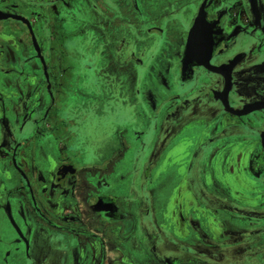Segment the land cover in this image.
I'll use <instances>...</instances> for the list:
<instances>
[{"label": "flooded vegetation", "instance_id": "af4514ba", "mask_svg": "<svg viewBox=\"0 0 264 264\" xmlns=\"http://www.w3.org/2000/svg\"><path fill=\"white\" fill-rule=\"evenodd\" d=\"M25 1L0 0V10L31 23L0 19L21 28L0 31V219L12 222L29 264H135L151 255L155 264H231L217 254L246 238L245 264H264V0ZM159 10L167 26L151 17ZM200 11L217 44L188 74ZM102 53L128 72L141 128L90 151L79 132L80 77L106 64ZM246 106L257 107L237 114ZM12 173L9 196L1 187ZM100 199L111 208L97 210ZM158 231L185 254L164 260Z\"/></svg>", "mask_w": 264, "mask_h": 264}, {"label": "rangeland", "instance_id": "374dc122", "mask_svg": "<svg viewBox=\"0 0 264 264\" xmlns=\"http://www.w3.org/2000/svg\"><path fill=\"white\" fill-rule=\"evenodd\" d=\"M8 1H20L26 4L25 0ZM27 7V13H29L31 17H34V5L29 4ZM77 13L80 14L78 17H82L84 15L82 8L79 9ZM165 13L166 11L162 10H159L158 12H152L151 17L153 20H159V23H163L165 26H167L168 23L160 20L164 18L162 15ZM180 15L183 16V13H180ZM177 24L180 26V20ZM19 29L21 28H18L17 24L15 23H10L8 27L0 26V31L4 30L11 33ZM91 57H93L94 60L96 58L94 54L91 55ZM69 61H71V59ZM99 61H103L106 64H97L96 69V65L93 66L94 69L91 70V74L87 70L84 71L85 75L81 74L80 77V83H83L82 85H84L81 88V92L85 95L84 100L86 104L81 107V109H85L83 113H79V115L85 116L84 125L79 128V132L88 142L86 146L89 150V147H94L100 150L109 149L110 145L112 144L111 142L113 139H115L116 133L120 130L122 132H127L128 130L134 131L141 128L139 122L140 119L138 116L139 112H135L136 109L134 107V102L131 100L132 97L130 92L132 89L129 88L130 84L128 82V72L125 70L115 69L114 65L109 66V58L106 53H102L100 55ZM106 65L109 66L106 68L108 71H103L100 75V70L103 69L101 67ZM72 74L73 73L70 71H67V73L63 75V78L67 77V75L72 76ZM64 85L67 86V84ZM68 109L70 111L71 107ZM168 141L169 138L163 145H165ZM100 153L98 154L100 155ZM122 174V171L117 172L116 176L114 177L115 182H120L118 179L121 178ZM209 178H211V176L208 171L205 179L210 180ZM190 179L193 180L192 177ZM164 180H166L165 175L161 177L160 182H163ZM146 222L148 224L150 223L148 220H146ZM2 225L3 223L0 222V227H2ZM156 235H161L162 237V239H159L158 243L155 242L154 245L156 246L155 248L158 250L159 255L164 256V260L169 261V259L182 257V254H185L183 249H180L173 240L171 241L168 237H165V233L158 231ZM169 242H171L173 245H170ZM252 242L253 241L251 239L246 238L244 240L241 239L237 243L232 242L227 244V246L221 249V252L217 254V259L222 258V260L230 262L231 264H245L247 261H249V259L246 257V250L251 246ZM137 260L138 262L135 264H146L148 261L151 262V259L148 257H145V260L140 258H137Z\"/></svg>", "mask_w": 264, "mask_h": 264}, {"label": "water", "instance_id": "95a60500", "mask_svg": "<svg viewBox=\"0 0 264 264\" xmlns=\"http://www.w3.org/2000/svg\"><path fill=\"white\" fill-rule=\"evenodd\" d=\"M9 17H13L15 19L22 20L25 22L30 28H31V23L28 18L21 14L17 13H10L6 12L3 10H0V19H7ZM205 22V15L204 12L200 11L198 17L195 20L194 25L192 26L190 32H189V37H188V43L185 51V57H184V72L186 71L188 74L192 72V65L197 62V63H205L208 64V60L212 55L213 49L215 48L217 42L214 41L213 38L207 36L203 33V24ZM33 39L35 41V45L40 51L37 43H36V38L33 35ZM228 87L226 89L227 93ZM257 106H246L243 110L236 111L238 112L237 114H245L246 112H249L256 108ZM263 137H264V132H263ZM95 208L97 210H104V209H110L111 206L110 204H104L102 199H100L96 204Z\"/></svg>", "mask_w": 264, "mask_h": 264}, {"label": "crops", "instance_id": "0c3cea01", "mask_svg": "<svg viewBox=\"0 0 264 264\" xmlns=\"http://www.w3.org/2000/svg\"><path fill=\"white\" fill-rule=\"evenodd\" d=\"M18 179L16 178V175L14 173L10 174L9 177H6L4 180H2V189L5 194L10 196L11 190L16 188L18 186ZM13 201H16L18 199V196H20L19 191H14L11 193ZM5 196V195H4ZM2 213V210H0ZM3 222L6 224V234L4 236V242L2 249L0 250V264H29V259L27 258V247L26 244L23 241H16L17 233L14 230V227L12 225V222L7 216L2 217ZM21 223L22 220L18 219ZM8 248H11L12 251L7 254L6 250ZM7 256V258H5ZM151 259V262H146V264H155L156 260H154L153 256H147ZM145 260V259H142Z\"/></svg>", "mask_w": 264, "mask_h": 264}]
</instances>
